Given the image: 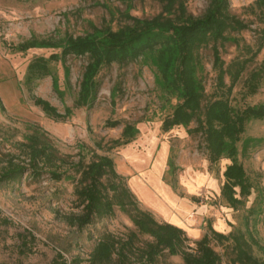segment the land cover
Segmentation results:
<instances>
[{"label": "rangeland", "instance_id": "1", "mask_svg": "<svg viewBox=\"0 0 264 264\" xmlns=\"http://www.w3.org/2000/svg\"><path fill=\"white\" fill-rule=\"evenodd\" d=\"M182 1L188 13L200 16L210 0ZM228 1L230 12L251 28L264 27L250 11L254 0ZM127 11L138 18H150L161 11V4L157 0H0V99L4 106V110L0 108V150H13V143L21 141L36 125L62 156H70V161L82 157L88 162L93 154L112 158L140 207L159 221L183 228L191 241L199 239L210 223L224 234L244 233L252 256L263 260L264 118H250L235 142V158L243 164L251 190L243 204L234 209L220 193L222 172L231 159L222 157L214 165L209 163L202 134L188 132L196 126L195 120L188 127L165 125L164 118L177 99L161 87L155 67L146 58L103 66L96 75L94 102L75 108L64 122L48 118L33 104L24 86L27 64L35 56H48L60 49L20 52L13 46L33 37L61 43L68 34L83 35L93 26L110 25L115 29L129 22L125 19ZM230 35L238 39V45L217 43L225 68L242 58L244 47H254L257 39L251 30ZM211 46L212 42L199 50L203 105L216 89ZM263 56L264 49L236 84L230 96L233 106L264 104V77L256 93H245V79ZM87 61V56L70 55L64 61L51 62V75L38 80L33 93L61 112L72 107ZM225 81L229 82L228 76ZM108 118L121 124L106 127ZM124 123L134 124L137 132L125 145L114 146L113 140L120 137ZM70 174L59 181L47 174L39 179L25 177L0 189V264H51L58 252L68 260L76 255L87 259L104 232L124 237L133 228L127 213L117 207L113 215L82 229L73 225L69 216L79 213L81 207L74 192L78 175L73 170ZM211 245L220 255L221 264H239L232 240H213ZM130 257L127 264H142L135 256ZM169 263L182 261L167 253L156 261Z\"/></svg>", "mask_w": 264, "mask_h": 264}, {"label": "trees", "instance_id": "2", "mask_svg": "<svg viewBox=\"0 0 264 264\" xmlns=\"http://www.w3.org/2000/svg\"><path fill=\"white\" fill-rule=\"evenodd\" d=\"M157 1L161 4L159 13L150 18H138L127 11L125 19L129 22L115 29L110 25L93 26L83 35L68 34L61 43L33 37L13 46L20 52L32 48L60 49L48 56H35L28 62L24 86L33 104L48 118L64 122L75 108L94 102L98 91L96 75L103 66L146 58L155 67L161 87L177 99L172 112L164 118L165 125L188 127L195 120L196 126L188 128V132L202 134L209 163L214 165L222 157L231 159L222 172L224 180L220 193L229 207L236 209L250 194L251 183L243 164L235 158V142L250 118H264V104L239 108L232 105L230 96L247 67L264 49V27L253 29L232 14L228 0H210L200 16L188 13L182 0ZM250 11L264 24V0H254ZM243 30L254 31L256 43L254 47L245 46L244 56L225 68L217 43L238 45V39L230 33ZM210 42L216 89L203 105L204 86L198 77L199 50ZM70 55L87 56L88 61L72 107H65L61 112L47 99L35 95L33 88L38 80L51 75V62L64 61ZM263 77L264 56L246 77L245 93H256ZM0 108L4 110L1 99ZM120 124L119 120L108 118L104 126L114 128ZM136 132L134 124L124 123L113 145H125ZM12 147L13 150L5 153L0 150V189L18 184L25 177L39 179L44 174L59 181L71 177L73 170L78 175L74 192L81 207L79 213L69 216L73 225L82 229L97 219L113 215L116 207L127 213L132 222L133 228L124 237L104 232L87 259L76 255L68 260L58 252L51 264H81L84 261L87 264H127L130 255L142 264H156L164 253L178 257L181 264H221L220 255L211 245L213 240L219 243L232 240L235 260L239 264H264V259L252 256L251 244L244 233L224 234L207 223L203 235L191 241L183 228L156 219L149 210L140 207L109 156L93 154L88 162L82 157L77 162L70 161V156H62L45 131L36 125ZM262 226L264 232V212ZM250 239L256 243L251 236ZM261 249L264 253V247Z\"/></svg>", "mask_w": 264, "mask_h": 264}]
</instances>
